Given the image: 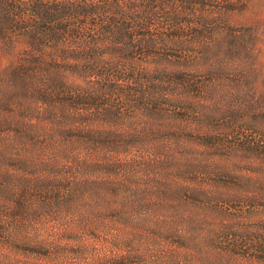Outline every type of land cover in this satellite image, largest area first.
<instances>
[{
  "label": "trees",
  "instance_id": "1",
  "mask_svg": "<svg viewBox=\"0 0 264 264\" xmlns=\"http://www.w3.org/2000/svg\"><path fill=\"white\" fill-rule=\"evenodd\" d=\"M250 1L0 0V264H264Z\"/></svg>",
  "mask_w": 264,
  "mask_h": 264
},
{
  "label": "rangeland",
  "instance_id": "2",
  "mask_svg": "<svg viewBox=\"0 0 264 264\" xmlns=\"http://www.w3.org/2000/svg\"><path fill=\"white\" fill-rule=\"evenodd\" d=\"M229 20L238 25L251 26L257 33L255 62L261 70L257 83L264 86V0H251L247 8L229 14ZM20 46V45H19ZM3 64L15 59L14 55H4Z\"/></svg>",
  "mask_w": 264,
  "mask_h": 264
}]
</instances>
